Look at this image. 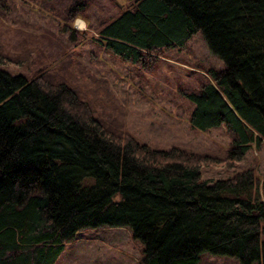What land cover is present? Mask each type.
<instances>
[{"label":"trees","instance_id":"obj_1","mask_svg":"<svg viewBox=\"0 0 264 264\" xmlns=\"http://www.w3.org/2000/svg\"><path fill=\"white\" fill-rule=\"evenodd\" d=\"M86 6L64 11L70 40L87 35L69 25ZM197 32L223 68L184 93L187 119L195 132L224 129L220 159L138 142L105 79L65 49L43 53L61 47L54 36L29 47L25 35L14 56L0 47V264H53L78 230L123 226L142 244L139 264H202V253L264 264V175L200 179L202 165L227 170L264 143V0H134L88 41L148 67Z\"/></svg>","mask_w":264,"mask_h":264},{"label":"rangeland","instance_id":"obj_2","mask_svg":"<svg viewBox=\"0 0 264 264\" xmlns=\"http://www.w3.org/2000/svg\"><path fill=\"white\" fill-rule=\"evenodd\" d=\"M79 0H0V47L8 56L17 55L16 41L29 35V47L35 45L34 34L54 36L61 47L42 43V51L52 58L65 49L74 61L93 75L106 80L114 96L125 104V126L138 141L151 148L170 146L221 158L229 147V136L222 127L195 132L189 127L188 115L192 103L184 93L194 90L203 81L205 71L222 69L223 63L207 49L200 32L195 33L180 48L165 49L157 61L140 67L105 53L88 41L98 25L116 16L134 0H86L80 17L89 21L87 35L73 40L62 30L65 9ZM74 21V20H73ZM69 24L72 28V23ZM75 29V28H73ZM47 31L48 33H45ZM28 46V45H27ZM10 73L24 70L7 65ZM253 170L261 180L264 175V143L251 144L239 161L227 170L219 163L202 165L200 179L215 180L231 176L243 169ZM142 244L123 227L81 229L54 264H139ZM202 264H236L234 260L202 253Z\"/></svg>","mask_w":264,"mask_h":264},{"label":"clouds","instance_id":"obj_3","mask_svg":"<svg viewBox=\"0 0 264 264\" xmlns=\"http://www.w3.org/2000/svg\"><path fill=\"white\" fill-rule=\"evenodd\" d=\"M73 28H75L79 32H89L91 31L89 29V21L85 20L83 17L77 16L73 23H72ZM95 34V33H93Z\"/></svg>","mask_w":264,"mask_h":264},{"label":"crops","instance_id":"obj_4","mask_svg":"<svg viewBox=\"0 0 264 264\" xmlns=\"http://www.w3.org/2000/svg\"><path fill=\"white\" fill-rule=\"evenodd\" d=\"M63 249H64V247H63ZM63 249H62V251H63ZM62 251H61V252H62ZM60 254H61V253H60ZM60 254H59V255H60ZM56 260H57V259H56ZM56 260H55V261H56ZM54 263H55V262H54ZM54 263H53V264H54Z\"/></svg>","mask_w":264,"mask_h":264}]
</instances>
